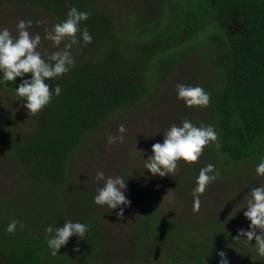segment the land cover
Instances as JSON below:
<instances>
[{"label": "trees", "instance_id": "16d2710c", "mask_svg": "<svg viewBox=\"0 0 264 264\" xmlns=\"http://www.w3.org/2000/svg\"><path fill=\"white\" fill-rule=\"evenodd\" d=\"M153 2L154 6L142 10L127 6L133 13L127 16L107 0H0V16L16 4L27 11L28 18H34L35 9L55 24L64 21L75 7L89 14L80 28H86L93 38L87 45L81 41L73 46L75 65L68 73L45 81L50 87L59 84L61 93L53 94L24 133L15 129L22 111L12 110L16 119L0 117V142L12 160L15 182L19 179L21 185L44 197L79 189L64 197L67 208L57 216L53 212L48 221V211L42 213L37 206L47 198L37 200L33 193L21 206L18 195L9 198L0 194V264H71L64 261V251L50 254L45 233L47 226L57 227L65 220L88 225L83 240L75 235L69 239L75 246L78 243L81 256L73 264H117L153 252L161 253L162 264H219V251L226 253L229 264H238L247 259L241 251L252 252L250 243L243 249L240 244L246 242L233 239L237 231L232 218L217 208L208 209L204 220L194 225L182 226L172 216L155 220L158 206L148 200L150 194L142 183L134 180L126 185L137 210V227L133 236L120 240L104 223L110 209L94 203L98 186L85 185L84 176L78 182L70 178L80 168L75 169L82 162H76L77 158L84 159L88 149L90 155L96 148L100 129L113 124L114 114L148 100L155 90L159 92L171 74L181 73L188 50V59L197 69L190 84L211 96L208 107L190 109L197 121L190 119L196 126L211 125L218 133L217 142L204 148L199 165L190 167L199 172L211 163L228 175L233 167H244L249 161L246 168H250L242 175L249 180V172L264 159V0ZM131 19L132 23L126 24ZM45 51L42 56L47 59L49 50ZM20 82L19 77L14 83L0 82V94L15 98L17 108L25 110L24 100L15 91ZM183 112L186 114L185 108ZM12 220L22 222L23 229L18 224L15 233H8ZM231 246L238 254H232ZM154 261L158 259L142 264Z\"/></svg>", "mask_w": 264, "mask_h": 264}, {"label": "rangeland", "instance_id": "374dc122", "mask_svg": "<svg viewBox=\"0 0 264 264\" xmlns=\"http://www.w3.org/2000/svg\"><path fill=\"white\" fill-rule=\"evenodd\" d=\"M110 6H117L116 11L121 15H132L133 13L127 10V6H136L135 9H144L145 7L154 6L153 0H107ZM3 10V14L0 16V28L7 27L13 35H16V25L20 20L31 21L32 26L28 29L33 35L39 34L41 36V44L39 45L37 51L41 55L46 54L45 49L49 50L48 55L54 50H58L52 46V42L44 39L45 29H51L55 23L51 22L48 18L42 15V12L34 9V18L30 19L26 15V12L22 7L15 6ZM10 4L9 6H13ZM21 6V5H20ZM42 21L41 26L37 24ZM132 19L126 22V24H131ZM37 27L40 29L38 32ZM45 48V49H44ZM192 48V47H191ZM61 49V45H60ZM185 49L184 51H186ZM191 54V50H188L185 58L183 59V67L181 73L171 74L164 86L158 91H154L152 96L146 100L141 101L129 109H125L121 112L114 114L112 117L114 120L112 125L108 126L102 131L98 132V138L96 141V148L93 149L89 155L90 149L85 153V157L80 156L77 158L76 162L84 161L88 157V161L83 165H78L75 167L77 169L70 176L73 177L75 181L78 182L80 177L84 176L85 185L101 187L103 181H97L94 179L97 171H103L105 176H120L125 182L130 181L131 183L137 182L142 183V187L146 190L148 200L154 202L160 213L155 215V220L161 218L173 217L175 222L178 224H197L203 221L205 216L208 215L210 208H217V211L222 212V215H226L232 218L233 228L237 231L243 228L248 229L250 221H248L243 212L246 211V202L248 199V192L251 187L264 185V177L257 178L256 172L250 171L248 174L249 180L244 179L242 176L248 171L246 165H250L249 161L241 164L238 167H233L234 171L230 170V174L226 175L225 171L219 169V178L212 182L206 189L205 193L200 196L201 207L198 213L192 211L193 205V189L196 186V177L199 172L193 170L189 164L180 161L178 163V169L174 175H166L161 177L159 175L153 176L148 170L144 168L145 160L152 155L151 146L156 142H163V134L170 128L172 124L180 125L183 120H190V117L194 118L196 121V115L194 112H190L191 108L185 106L182 100L177 99L176 85L182 83L185 85H191V80L194 81V76L197 75L196 64L193 63L192 59H188ZM188 59V60H187ZM170 68V67H169ZM183 73L184 76L181 74ZM195 86V85H191ZM12 103V104H11ZM13 105V106H12ZM18 103L15 98L9 99L7 96L0 94V117L7 119L8 117L16 119L12 110L22 111V114L18 116V121L16 123L17 132H25L24 128L26 125L32 123L33 115H28L27 110H22L17 108ZM186 109V114L183 112ZM16 115V111H15ZM192 122V121H191ZM193 123V122H192ZM18 124V125H17ZM194 124V123H193ZM120 125H124L127 132L123 135L125 136L124 142H117L115 144H108L109 136H119L118 128ZM23 132V133H24ZM89 137H86L87 141ZM199 165L198 162L195 163ZM16 173L12 170V160L9 159L8 155L3 150V142H0V194L11 198L18 195V200L21 206L28 203V196L34 193L37 200L47 198L45 201H39L37 204L38 209L42 212H47L48 216L52 215L54 212L55 216L61 214L67 208V200L64 197L71 196L76 193L79 189L70 188L62 193H56L54 195H48L47 197L37 195V190H33L29 186L21 185L18 179L15 182ZM257 176V177H256ZM256 178L259 181H251V178ZM134 180V181H133ZM141 186V185H140ZM17 191H16V189ZM129 188L126 187L125 195L130 200L131 195L129 194ZM41 202V203H40ZM17 205H14V207ZM15 207L16 208H19ZM123 207V206H121ZM119 208L114 210H109L105 218V226L109 230L112 236L119 238L120 240L128 239L130 236L134 235L135 228L137 227L138 214L136 208L131 203L130 206L124 208V217L121 219L117 216ZM42 212V213H43ZM32 220L31 222H33ZM61 223L59 226H62ZM57 226V227H59ZM200 234L198 235V237ZM246 238V237H244ZM239 240L240 241H243ZM253 248L252 252L241 251L245 254L247 259L238 264H264V257H260L257 254L255 247V240L250 243ZM123 245V244H121ZM229 245V244H228ZM73 242H68L66 246H62L59 251H64V261L75 262L81 259L78 251H73ZM243 249H247L250 246L248 243L246 245L240 244ZM234 250V247H230V251ZM160 254L153 252L152 254H147L144 258L142 256L140 259L129 258L126 262H118L117 264H142L146 261H154L153 264H162L160 260ZM238 254V251L232 253ZM252 254L255 256L252 257ZM120 260V259H119ZM164 262V261H163ZM235 262V261H234ZM114 264V262H113Z\"/></svg>", "mask_w": 264, "mask_h": 264}, {"label": "clouds", "instance_id": "9594fccd", "mask_svg": "<svg viewBox=\"0 0 264 264\" xmlns=\"http://www.w3.org/2000/svg\"><path fill=\"white\" fill-rule=\"evenodd\" d=\"M89 18L87 12H81L72 7L66 16V19L45 29L44 39L52 42L54 48L63 49L52 52L45 59L39 51L41 36L29 32L32 22L20 20L16 25V35L7 28H0V82H15L19 77L21 82L15 88L16 96L24 100L23 106L28 115H36L43 110L52 100L53 94L59 96L61 87L55 84L50 87L46 80L54 81L68 73L75 65V59L71 53L73 46L83 41L84 45L92 42V36L88 30L81 29L80 24ZM80 34L79 36L77 34ZM30 74L29 78H24ZM177 99L182 100L188 108H206L211 102V96L200 86H191L178 83L176 85ZM119 136H109L108 144L117 142L123 143L124 133L127 129L124 125L118 128ZM218 140V133L211 125H194L190 120L181 121L180 125L172 124L163 134V142H156L151 146L152 155L144 163V168L153 176L174 175L178 169V163L183 161L189 165L198 162L203 154L204 148L210 143ZM219 148V143H216ZM257 176L264 177V159L257 164L255 168ZM219 178V172L214 164H207L199 170L196 177V186L193 189L192 211L198 213L201 207L200 196H202L207 187ZM97 181H103V185L98 187L97 194L94 196V203L98 206H107L114 210L119 208L116 213L119 218L124 217V208L130 206L131 201L126 197V182L120 176H105L103 171H97L95 177ZM123 206V207H121ZM246 211L244 217L250 221L248 229H238L234 240H242L251 243L255 240L257 254L264 257V185L251 187L248 192L246 202ZM23 229L22 222L12 220L6 231L15 233L17 225ZM88 231V225L65 220L62 226L53 227L49 225L45 229L47 236V246L51 250V255L58 254L62 246H66L69 239L75 235L83 240ZM73 251H79L77 243ZM219 264H229L226 253L219 251Z\"/></svg>", "mask_w": 264, "mask_h": 264}]
</instances>
